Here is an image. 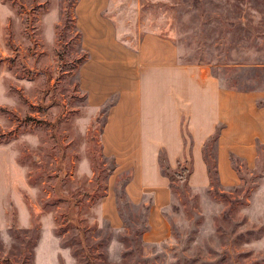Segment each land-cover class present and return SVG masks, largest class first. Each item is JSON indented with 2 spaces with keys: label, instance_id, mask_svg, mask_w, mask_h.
I'll return each instance as SVG.
<instances>
[{
  "label": "rangeland",
  "instance_id": "rangeland-1",
  "mask_svg": "<svg viewBox=\"0 0 264 264\" xmlns=\"http://www.w3.org/2000/svg\"><path fill=\"white\" fill-rule=\"evenodd\" d=\"M73 2L0 0V264H264L261 150L251 164L230 154L235 182H221L213 139L209 184L189 186L173 175L179 167L163 168L167 236L137 242L146 208L127 200L129 171L99 136L116 93L87 101ZM103 15L130 47L146 31L165 36L180 61L204 63L221 85L264 101V0H107ZM107 187L119 229L99 217Z\"/></svg>",
  "mask_w": 264,
  "mask_h": 264
},
{
  "label": "crops",
  "instance_id": "crops-1",
  "mask_svg": "<svg viewBox=\"0 0 264 264\" xmlns=\"http://www.w3.org/2000/svg\"><path fill=\"white\" fill-rule=\"evenodd\" d=\"M107 0H74L73 18L86 56L80 82L89 104L116 93L100 128L104 154L129 175L122 192L133 204L146 206L145 228L137 242L164 240L168 226L163 209L171 200L169 179L159 169L163 151L169 168L191 161L186 183L209 184L205 144L215 135V166L220 181L235 182L229 155L253 163L257 147L264 173V101L253 89L221 85L201 62L180 61L171 39L143 32L134 48L117 39L103 15ZM116 195L107 187L99 198V217L121 228Z\"/></svg>",
  "mask_w": 264,
  "mask_h": 264
},
{
  "label": "trees",
  "instance_id": "trees-1",
  "mask_svg": "<svg viewBox=\"0 0 264 264\" xmlns=\"http://www.w3.org/2000/svg\"><path fill=\"white\" fill-rule=\"evenodd\" d=\"M256 65H259V64H256V63L249 64V66H256ZM213 75H215V74L213 73ZM237 89H249V88L239 87ZM210 139L215 140V135L214 134L211 135L208 140H210ZM205 159H206V157H205ZM157 161H158V165H159V169H160L161 173L163 175L167 176V178L169 179V175L163 170V168L169 169V166H168V163L166 161L165 155H164L163 151H161V150H159L157 153ZM177 167H179V168L176 171H173V175H175L178 179L184 180L186 183V176L189 173L190 168H191V162H190L189 157H185L181 163L177 162ZM212 171L213 172L215 171L214 168L212 167V169H211V166L207 163V173H208L209 178L213 177ZM169 186H170V184H169ZM142 206L144 208H146L145 205H142Z\"/></svg>",
  "mask_w": 264,
  "mask_h": 264
}]
</instances>
